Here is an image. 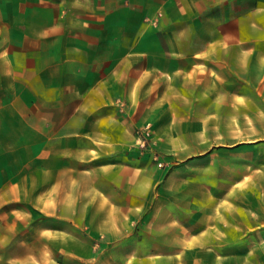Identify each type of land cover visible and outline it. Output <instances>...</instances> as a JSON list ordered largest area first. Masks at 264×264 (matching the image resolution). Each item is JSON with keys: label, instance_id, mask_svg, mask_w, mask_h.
<instances>
[{"label": "crops", "instance_id": "1", "mask_svg": "<svg viewBox=\"0 0 264 264\" xmlns=\"http://www.w3.org/2000/svg\"><path fill=\"white\" fill-rule=\"evenodd\" d=\"M224 99L264 112V0H0V208L62 217L71 187L75 212L109 219L104 189L140 195L142 167L123 163L134 128L150 123L166 151L202 154L211 120L190 109ZM247 121L255 141L219 150L230 178L183 180L182 217L154 210L151 227L118 242L87 230L90 264H264V163L247 158L233 174L240 154L264 149V114ZM175 139L194 141L181 152Z\"/></svg>", "mask_w": 264, "mask_h": 264}, {"label": "rangeland", "instance_id": "2", "mask_svg": "<svg viewBox=\"0 0 264 264\" xmlns=\"http://www.w3.org/2000/svg\"><path fill=\"white\" fill-rule=\"evenodd\" d=\"M199 110H203L208 120H211L207 128V152L202 154L188 155L166 151L162 145L167 144L169 140L157 138L150 123L134 128V143L131 148L134 151L128 149L123 163L126 165L134 163L142 167L143 182L138 188L141 196L132 198L129 188H103L111 200L108 204L111 212L109 219L88 220L83 209L78 213L75 212L72 208L73 204L69 202L74 191L71 187L62 188L64 200L62 217L39 216L31 204L22 201H15L7 207L4 205L5 207L0 208V264H24L25 260L27 264H90L92 249L87 245V230L99 232L98 238L94 239L96 241L103 240L105 232L111 233L109 237L114 243L119 241V235L114 234L116 232L135 234L139 226H144V229L151 227L154 219L149 217V213L154 210L172 212L182 217L183 180L202 181L213 189L216 181L221 182L225 178H230L231 156L219 150L230 149L235 144L247 145L248 141H255L250 140L248 133L254 135L257 128H253L254 124L248 123V116L256 118L257 115L264 114L260 107L245 105L234 107L226 99L217 107H191L190 114L197 115ZM180 111L184 113L186 109L180 108ZM237 120H239L238 124ZM257 127L264 130L262 124H258ZM193 141L175 139L170 143L175 145L174 150L183 152L188 150L185 147ZM130 152H133V156L129 158ZM239 157V167L233 171V174L241 178L247 173L243 165L247 158L264 163V149L242 153ZM88 174V172H79L82 177H87ZM67 175H70V172L64 171L63 178H68ZM186 189L191 196L199 194L193 187ZM122 191L127 192L125 202L121 198ZM202 208H206L205 203L202 204ZM7 209L13 211V215H8ZM124 212L135 216L141 213L142 218L132 217L125 220L122 219ZM146 217L144 223L143 218ZM115 253L118 254L117 251Z\"/></svg>", "mask_w": 264, "mask_h": 264}]
</instances>
